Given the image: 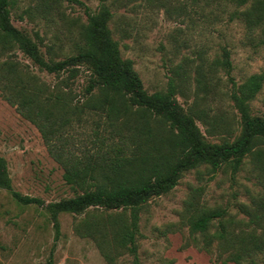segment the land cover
Wrapping results in <instances>:
<instances>
[{
  "label": "rangeland",
  "instance_id": "374dc122",
  "mask_svg": "<svg viewBox=\"0 0 264 264\" xmlns=\"http://www.w3.org/2000/svg\"><path fill=\"white\" fill-rule=\"evenodd\" d=\"M79 1L85 5L73 0H13L11 20L33 40L43 41L46 59L62 60L76 54L81 25L88 20L86 8L95 13L102 3ZM105 1L113 13L109 26L121 56L132 60L148 93L164 91L174 80L178 85L177 99L184 106H190L200 96L204 98L199 101L202 108L218 109L237 124L240 122V113L228 96L233 89L230 76L213 63L229 52L231 76L237 86L254 74H264V35L255 22L256 16L249 14L256 9V1L244 6L235 0ZM14 52L15 56L11 55L13 51L0 55V62L28 66L52 90L67 76L58 78L42 72L21 51ZM89 76L84 71L75 81L73 90L79 98L84 97ZM250 107L252 115L264 117V85ZM105 121L106 118L91 113L86 127L75 132L76 144H91L99 123L103 136ZM198 125L208 141H220L217 136H209L201 122ZM81 153L84 151L77 152ZM0 156L7 162L14 190L44 202L25 205L15 200L10 191L0 188V264L135 263V256L122 250L120 254L112 250V263L97 240L77 231V226L88 218L87 212L60 214L57 235L47 207L74 197V191L66 184L65 169L50 155L39 129L23 118L1 91ZM252 159L245 158L238 172L225 167L216 173L204 166L194 169L185 173L172 191L152 198L139 211L136 246L140 264H217L214 258L221 252L218 246L212 247L213 255L205 251L201 248L204 238L192 235L189 228L193 215L209 210H226L228 217L245 228L255 227L260 233L264 219L261 225L251 220L253 214L262 213L257 208L264 198V180ZM95 210L90 211L98 218L104 217L103 209ZM130 216L131 210L124 212L126 221ZM102 223L109 227L106 219ZM217 224L215 221L211 233L217 230ZM106 247L112 248L109 244ZM242 264H264V252Z\"/></svg>",
  "mask_w": 264,
  "mask_h": 264
},
{
  "label": "trees",
  "instance_id": "16d2710c",
  "mask_svg": "<svg viewBox=\"0 0 264 264\" xmlns=\"http://www.w3.org/2000/svg\"><path fill=\"white\" fill-rule=\"evenodd\" d=\"M235 1L241 6L256 1V9L249 14L256 16L255 22L264 35V0ZM13 5V0H0V55L13 51L11 55L15 56L14 50H19L40 71L58 78L67 75L52 90L28 66L0 62L3 98L39 129L50 155L65 169L66 184L74 191V197L47 207L57 235L60 214L87 212L88 218L77 226L79 233L97 240L112 263L113 251H127L135 256L134 264H140L136 246L139 211L152 198L172 191L185 173L203 166L214 173L224 167L238 172L245 158L252 157L264 180V117L252 115L250 107L263 88V73L254 74L237 86L231 76L229 52L213 63L230 76L233 89L228 96L240 113L237 124L218 109L202 108L199 101L204 98L200 96L188 107L181 104L174 80L166 90L148 93L132 60L121 56L109 26L113 13L105 0L95 13L86 8L88 20L81 25L76 54L62 60L46 59L43 41L33 40L13 25ZM84 71L90 76L82 99L74 94L73 86ZM91 113L106 118L105 132L100 135L99 123L91 144H76L75 132L86 127ZM198 122L206 126L209 136H217L220 141H208ZM80 151L84 153L77 154ZM0 188L10 191L15 200L25 205H44L40 198L23 196L14 190L7 162L1 156ZM258 204L257 210L262 213L253 214L251 222L261 225L264 198ZM92 208L103 209L104 217L98 218L90 211ZM127 210H131L129 221L124 219ZM104 213L108 215L105 217ZM103 219L109 227L102 223ZM215 221L218 228L211 233ZM189 228L192 235L204 238L201 248L205 251L213 255L212 247L218 246L221 252L214 258L217 264H242L264 252V229L258 233L255 227L245 228L228 217L226 210L195 214L189 219ZM108 244L111 250L106 247Z\"/></svg>",
  "mask_w": 264,
  "mask_h": 264
}]
</instances>
